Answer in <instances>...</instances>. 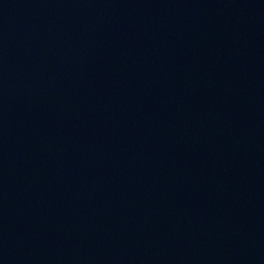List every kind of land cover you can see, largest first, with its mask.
Segmentation results:
<instances>
[{
    "label": "water",
    "instance_id": "95a60500",
    "mask_svg": "<svg viewBox=\"0 0 264 264\" xmlns=\"http://www.w3.org/2000/svg\"><path fill=\"white\" fill-rule=\"evenodd\" d=\"M0 264H264V0H0Z\"/></svg>",
    "mask_w": 264,
    "mask_h": 264
}]
</instances>
